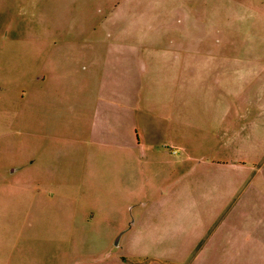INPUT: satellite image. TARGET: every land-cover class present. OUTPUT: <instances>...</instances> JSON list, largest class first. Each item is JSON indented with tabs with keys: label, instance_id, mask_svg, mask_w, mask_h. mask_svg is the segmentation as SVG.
<instances>
[{
	"label": "rangeland",
	"instance_id": "374dc122",
	"mask_svg": "<svg viewBox=\"0 0 264 264\" xmlns=\"http://www.w3.org/2000/svg\"><path fill=\"white\" fill-rule=\"evenodd\" d=\"M156 48L181 50L201 67L203 79L191 87L192 138L184 154L193 177L201 159L225 155L229 137L213 130L239 129L253 118L252 134L262 139L264 0H0V264H45V243L61 246L54 255L64 264L123 252L125 237L118 241L135 228L141 198L178 175L174 156L181 152L167 144L170 156L143 163L120 147L129 135L134 144L140 136L142 146L147 117L163 118L148 111L142 83L134 121L119 107L103 117L94 109L98 98L120 90L115 50H137L130 63L142 66L145 52ZM153 60L164 66L165 59ZM254 159L262 163L264 149ZM196 203L191 223L209 207L205 199ZM55 212L58 218L50 216ZM116 212L122 230L110 248L91 250L90 229L108 225ZM203 245L201 237L192 256Z\"/></svg>",
	"mask_w": 264,
	"mask_h": 264
},
{
	"label": "crops",
	"instance_id": "0c3cea01",
	"mask_svg": "<svg viewBox=\"0 0 264 264\" xmlns=\"http://www.w3.org/2000/svg\"><path fill=\"white\" fill-rule=\"evenodd\" d=\"M178 23L185 25L182 19ZM115 53L121 60L120 90H112L109 97L98 98L94 114L103 117L119 107L131 122L134 121L137 104L142 103L137 97L142 83L148 111L151 113L155 108L163 118L147 117L142 146L140 136L134 144V135H129L119 141L120 147L133 152L136 160L144 163L170 156L165 150L170 144L181 152L174 156L180 171L177 176L169 174L165 180H159L164 186L155 195L146 192L141 198L142 210L135 228L118 241L122 242L125 237L123 252L117 255L109 252L105 258L94 259L93 264H264V161L257 164L254 159L255 154L264 149V130L259 142L252 134L257 126L253 118L239 129L222 131L221 128L219 133L213 130L214 135L223 132V136L229 137L222 149L225 155L219 159H201L196 168L199 176L193 177L191 169L186 168L184 154L192 138L191 87L193 81L203 79L201 67L191 66L181 50L172 48L147 50L141 59L142 66L130 63L131 59H137V50H115ZM186 53L191 55L190 50ZM201 56L198 53V57ZM153 58L165 59L164 66L157 68L152 64ZM157 81V92L153 96L152 86ZM213 121L218 123L217 116ZM219 124L222 125L221 119ZM165 133H169L170 138H166ZM154 183L148 180L149 191L154 189ZM198 198L207 200L209 207L202 219L191 223L192 208H198ZM50 216L58 218V213ZM214 217L215 226L209 229ZM121 218L122 214L116 212L108 225L90 229L95 233L91 250L110 248L111 241L123 228L117 223ZM165 218H168L167 223ZM201 237L206 249L192 256V246ZM45 251V264H64L62 257L58 260L54 255L62 251L61 246L45 243Z\"/></svg>",
	"mask_w": 264,
	"mask_h": 264
}]
</instances>
